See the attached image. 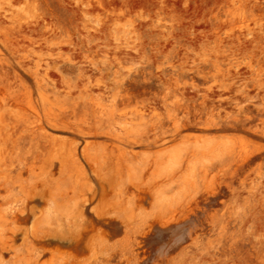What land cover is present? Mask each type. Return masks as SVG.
<instances>
[{
  "label": "rangeland",
  "instance_id": "374dc122",
  "mask_svg": "<svg viewBox=\"0 0 264 264\" xmlns=\"http://www.w3.org/2000/svg\"><path fill=\"white\" fill-rule=\"evenodd\" d=\"M78 230L39 262L264 264V0H0V264Z\"/></svg>",
  "mask_w": 264,
  "mask_h": 264
},
{
  "label": "bare ground",
  "instance_id": "6f19581e",
  "mask_svg": "<svg viewBox=\"0 0 264 264\" xmlns=\"http://www.w3.org/2000/svg\"><path fill=\"white\" fill-rule=\"evenodd\" d=\"M168 175H169L170 178L173 177V175H171V174H168ZM5 217H6L7 220L14 221L15 218H16L15 211L6 212ZM170 219H172V218H170ZM117 222L118 221L114 220L113 224L117 225ZM70 223H72V222L70 221ZM97 223L101 224V220H97ZM119 223L122 224V225H126V226L128 225L127 224L128 221L125 220V219L119 220ZM159 224L161 226H166V225H168V221L167 222H161ZM71 226H75V225H71ZM152 226L153 225H151V227ZM62 227H63V225H62ZM80 227H81V225H80ZM149 228H150V225H149ZM144 236H145V234H144ZM82 239H83L82 230H78L75 233L72 232V233H68V234H65V233H62V232L50 233V234H48V235H46V236H44V237H42L41 239L38 240V243L40 244V247H38L37 249H34L32 251L33 253L31 254V257H29L26 260H23V261H25L24 264H41L39 262L40 261V257L42 256L43 252L46 251L45 248L47 247V245H51L52 243L65 244L67 247L75 250L76 252L82 253L85 250L83 248V245L81 244L82 243ZM143 246H144L143 242L140 239H136L135 238L134 239V244L131 245L127 249L125 247V249H121V250H113L112 249L113 251H110L108 253H104L103 252L104 253L103 257L101 259L96 260V264H110L111 263V259L113 257H115V256L118 258V261L120 262V264H139V262L141 260H143V257H144V256H142V254L145 253L144 249H141ZM85 248H87V247H85ZM57 259H59V258H57ZM70 259H72V258H70ZM53 264H74V261L73 260H65V258L64 259L61 258L57 262H55Z\"/></svg>",
  "mask_w": 264,
  "mask_h": 264
}]
</instances>
